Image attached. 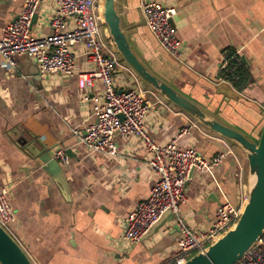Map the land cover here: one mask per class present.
I'll use <instances>...</instances> for the list:
<instances>
[{
    "label": "crops",
    "instance_id": "crops-1",
    "mask_svg": "<svg viewBox=\"0 0 264 264\" xmlns=\"http://www.w3.org/2000/svg\"><path fill=\"white\" fill-rule=\"evenodd\" d=\"M117 0L121 23L140 58L161 78L232 126L258 139L264 125V0H158L176 6L174 22L187 64L173 59L146 24L142 3ZM22 0H0V31L14 22ZM56 0H43L32 35L51 32ZM239 49L244 56L246 87L240 91L217 83L221 52ZM77 71L92 66L83 45H75ZM17 68L7 69L0 56V191L7 185L17 221L15 238L34 264H163L176 253L174 220L137 243L121 240L123 220L146 199L158 180L138 139L117 136L119 156L88 152L72 128L94 121L103 102L101 85L82 90L76 74L41 77L34 57L15 55ZM119 87L136 81L126 68ZM157 96H160L157 93ZM156 96L149 99L156 104ZM163 98V97H162ZM164 99V98H163ZM147 130L163 144L177 139L206 158L225 152L212 173L196 172L187 184L182 215L195 229H209L221 203L244 207L247 158L241 147L201 125L180 108L156 104L145 118ZM187 127L189 133L180 136ZM58 148L68 165L48 169L42 156ZM246 168V173H245Z\"/></svg>",
    "mask_w": 264,
    "mask_h": 264
},
{
    "label": "built area",
    "instance_id": "built-area-1",
    "mask_svg": "<svg viewBox=\"0 0 264 264\" xmlns=\"http://www.w3.org/2000/svg\"><path fill=\"white\" fill-rule=\"evenodd\" d=\"M17 1V0H12ZM43 0H22V8L14 22L0 31V56L3 65L12 71L17 68L15 55L34 57L41 77L59 73L76 74L82 90L96 85L103 88V102L96 106L94 121L80 130L73 127L79 143L90 153L118 157L119 136L124 140L138 139L148 156L150 168L158 180L146 199L140 201L133 212L123 220L121 240L132 244L139 242L150 228L168 210L179 227L174 257L163 264H183L194 253L216 241L232 228L243 212L229 201L220 204L216 219L209 229H195L182 215V205L187 201V184L196 172L212 173L223 162L226 153L219 152L213 158L201 155L193 145L182 146L177 139L157 143L147 130L145 118L156 104H167L157 92L144 87L140 79L121 59L103 19V0H56L57 9L49 20L51 32L42 37L32 35L34 17ZM146 24L167 53L179 63L187 64L185 48L173 23L178 9L158 0L142 3ZM83 45L91 68L75 69V45ZM243 59L239 49L226 48L221 52L215 81L230 85L238 91L246 87L243 80ZM128 69L136 81L131 86L119 87L116 74ZM242 84V87H238ZM155 95L156 104L149 99ZM184 127L180 136L188 134ZM52 157L68 165L70 156L58 148ZM244 169L240 173L241 189L247 190ZM247 198V196L245 197ZM17 221L10 199V188L5 185L0 191V224L14 237L12 225ZM236 264H264V233Z\"/></svg>",
    "mask_w": 264,
    "mask_h": 264
},
{
    "label": "water",
    "instance_id": "water-1",
    "mask_svg": "<svg viewBox=\"0 0 264 264\" xmlns=\"http://www.w3.org/2000/svg\"><path fill=\"white\" fill-rule=\"evenodd\" d=\"M37 15H35L34 20ZM17 18V17H16ZM103 19L121 59L140 79L172 105L180 108L204 127L238 144L248 162L247 198L237 223L204 250L190 256L183 264H236L264 233V125L258 139L232 126L204 106L188 97L157 75L137 54L122 26L117 0H103ZM173 23L174 19H173ZM244 62L246 59L242 56ZM40 73V72H39ZM42 163L50 168L60 167L50 153L42 156ZM170 210L143 236L156 234L162 225L172 221ZM172 234L179 233L173 225ZM142 238V239H143ZM0 264H34L18 240L0 224Z\"/></svg>",
    "mask_w": 264,
    "mask_h": 264
},
{
    "label": "trees",
    "instance_id": "trees-1",
    "mask_svg": "<svg viewBox=\"0 0 264 264\" xmlns=\"http://www.w3.org/2000/svg\"><path fill=\"white\" fill-rule=\"evenodd\" d=\"M242 71H243V80H247V73L244 71V64H243V67H242ZM238 87H242V84H238L237 85Z\"/></svg>",
    "mask_w": 264,
    "mask_h": 264
},
{
    "label": "rangeland",
    "instance_id": "rangeland-1",
    "mask_svg": "<svg viewBox=\"0 0 264 264\" xmlns=\"http://www.w3.org/2000/svg\"><path fill=\"white\" fill-rule=\"evenodd\" d=\"M124 62V61H123ZM247 166H248V162H247ZM245 173H246V168H245Z\"/></svg>",
    "mask_w": 264,
    "mask_h": 264
},
{
    "label": "bare ground",
    "instance_id": "bare-ground-1",
    "mask_svg": "<svg viewBox=\"0 0 264 264\" xmlns=\"http://www.w3.org/2000/svg\"><path fill=\"white\" fill-rule=\"evenodd\" d=\"M101 9L103 10V6L101 7Z\"/></svg>",
    "mask_w": 264,
    "mask_h": 264
}]
</instances>
